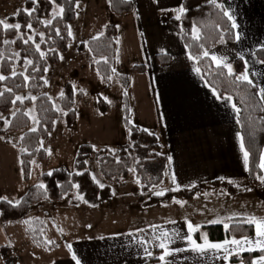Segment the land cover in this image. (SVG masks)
Masks as SVG:
<instances>
[{"label":"crops","instance_id":"obj_1","mask_svg":"<svg viewBox=\"0 0 264 264\" xmlns=\"http://www.w3.org/2000/svg\"><path fill=\"white\" fill-rule=\"evenodd\" d=\"M129 1L133 8L128 14L116 15L109 10L117 30L116 62L121 47L127 56H132L136 52L140 53L142 58L140 62L146 68L142 74H129L126 94L131 120L135 119L134 125L147 129L158 139L160 153L166 157L161 184L166 183L169 191H173L176 184L179 185L178 190L203 187L190 199H182L180 196L174 199L185 201L183 207L171 200L148 206L144 211L156 205L174 203L175 212L184 211L187 214V211L194 207L195 210L187 214L189 217H177L158 223L155 220L164 218L159 216L153 220L149 217L150 215L147 216L141 211L142 218H147L141 220H151L147 225L138 228L143 229L144 232H138V229L101 231L95 237H81L79 240L70 242L81 264H161L158 257L162 254V250L155 246L159 241H154L153 235L158 236L159 229L162 228L169 234L179 231L182 237H186L189 234L188 223L197 227L200 210L209 206L212 210L210 217H206L207 220H210L209 218L229 220V223L236 219L247 221L249 217L264 220V215L255 214L253 204L256 199L253 194H250L254 191L263 195L264 187L260 192V182L258 186H255L248 180V170H245L243 153L240 149L241 132L237 112L231 107L233 102L217 99L213 95L212 89L200 73L194 70L197 68L196 64L189 58L190 55L180 36L166 24L167 19L175 18L176 12L172 10L180 6L182 0H159L158 3L156 0ZM218 3H224L225 7L235 12L240 26L238 31L241 33V41L237 43L233 35V42L219 41L209 52L217 56H228L229 62L233 63L234 60H239L236 53L243 51L245 58L249 61L251 72H264V64L258 63L257 56L251 55L253 50L257 52L260 50V45L264 44V0H225L223 2L218 0ZM161 9L169 11L162 12ZM108 26L103 25L96 36L103 34ZM235 31L237 30H233V34ZM157 56H168L169 63L159 64L156 61ZM239 62L243 72V63L240 60ZM213 64L215 65L214 62ZM252 79L257 85L264 86V76L252 77ZM262 102L264 105V101ZM262 153H264V147L260 155ZM168 156L172 157L171 165L167 160ZM166 172L167 175H165ZM173 173L176 184L172 183ZM261 175H264V172L261 171ZM221 177L224 179H220ZM217 181L227 182L237 190L236 193L230 195L224 188L210 185ZM246 183L249 186H246ZM240 184L244 186L243 189H240ZM113 197L112 194L109 201L113 202ZM118 201L121 205L128 206V200L118 197ZM152 225H157L159 228L153 229ZM253 226V235L248 238L254 241L255 224ZM129 233L132 235L130 236ZM141 239L150 241L146 246L153 253L151 258L144 256L143 249L137 243ZM198 243H203V240L201 239ZM169 247L185 249L167 258L172 261V264H242L232 263L229 258L224 260L222 250H208L204 255L194 253L186 239L177 238ZM228 247L230 251L235 249L234 245ZM34 248L38 249L35 246ZM39 250L43 252L32 256V262L37 259L36 264H75L66 245L59 248L55 244V249L51 251ZM256 251L260 250L257 248ZM247 252L249 251L237 250L233 251L232 255ZM258 257L253 258L252 261Z\"/></svg>","mask_w":264,"mask_h":264},{"label":"trees","instance_id":"obj_2","mask_svg":"<svg viewBox=\"0 0 264 264\" xmlns=\"http://www.w3.org/2000/svg\"><path fill=\"white\" fill-rule=\"evenodd\" d=\"M80 1L82 0H56L57 4L65 8V13L62 18L56 17L52 19L51 25L48 26L40 22L49 18L52 5L48 3V0H40L39 10L33 13L31 18L21 10L20 15H16L17 23L22 25L21 29L25 32H30L26 25L31 22L33 29L38 33L44 34L43 38L35 35L34 44H24L22 40L13 38L11 34H6V31L0 26V75L7 77L6 80L0 81V88L4 87V96L0 97V114H7L14 106L18 108L15 116H12L9 121L8 129L11 131L25 130L22 135L23 140L20 138L18 144L27 149L25 153L20 154V159L24 161L21 167L23 169V178L25 179L28 178L30 158L35 154L40 159L42 158L43 152L40 150L39 144L41 139L51 131L54 118L51 102L45 95L41 94L44 88V81L41 77L44 76V69L49 64L57 63L60 53L67 51L71 42V37L68 35V26L74 20L76 4ZM108 2L109 9L116 15L128 14L133 8L129 0L128 2H125V0H108ZM181 5L188 8L182 19L177 21L175 18H169L166 24L180 36L189 55L193 57L196 67L200 68L201 71L199 73L206 84L211 89L215 88L221 96L230 95L233 98L232 102L240 109L239 113H237V121H239L241 136L244 138L245 149L249 152L248 180L252 185L257 186L259 181L255 179V176L257 174L261 175L258 165L260 153L264 147V105L256 94L258 89L251 88L246 84L234 83L233 77L227 75V69H217L209 57L205 58L202 56L204 50L209 51L220 41L222 33L226 42H233V30L231 33L228 31L230 22L208 1L182 0ZM32 7V4L27 3L25 8L30 9ZM194 25L199 29V39H194L193 37L192 28ZM56 29H59V35H57ZM5 39L15 41V43L5 44ZM116 40V27L109 25L102 35L95 39H90L86 43V47L92 57L97 59L92 67L106 84L110 82L108 77L113 74L112 69L116 63ZM35 43L40 44V52L45 53L44 57L40 56V52L36 48L35 51L31 50V46H34ZM16 47L27 59L33 61V65L26 66L24 75L17 74L13 76L10 75V72L11 66L16 63L18 57L14 56ZM256 56L259 60H262L264 59V52L258 50ZM105 60L107 63H105ZM156 61L162 65L167 64L169 63V57L157 56ZM232 64L234 71L239 74L242 71V65L239 60H234ZM36 68L39 71H36ZM145 71L146 68L142 64L134 65L130 68L131 73L142 74ZM221 71L223 75H217ZM24 76H28L29 79L25 81ZM116 77L123 88L121 124L128 131L129 143L118 150L103 149L99 152L97 157L98 171L107 184L100 187L94 182L87 169V163H85L94 153V148L87 143L80 144L76 149L71 171L64 167H58L51 170V176L48 175L49 172L42 174L40 177L41 184L45 185V187L38 188V185L29 187L18 200V205L16 202L9 204L4 200H0V222L4 224L16 222L25 215L30 207L42 201L51 203L62 202L74 190L77 194L82 195L84 200L88 201V205H95L93 207H96L111 199L110 183L119 178L127 179L130 175L129 169H135V175L140 182L142 193H147L150 187L159 185L162 182L166 157L159 152L157 137L149 135V132L144 131V129L131 122L129 100L126 94L129 76L127 74H117ZM7 89L12 91L8 92ZM23 92H30L36 96L34 104L38 120L36 132L28 130L29 119L22 110V107L26 106L28 101L23 104L12 103L15 97ZM65 94H68V107L71 108L73 105V94L70 87ZM96 106L100 114H106L109 109L107 102L99 94L96 95ZM70 113H74L72 109H69L66 113L67 124L72 123V120L68 118ZM130 130L131 135L129 134ZM156 153H160V155H156ZM77 173H83V175H77ZM146 173L148 175L151 174V179L154 181H147ZM75 183L81 185L79 190L72 187V184ZM210 185L224 188L230 195H234L237 191L224 181L213 182ZM202 187L198 186L191 190L168 191L163 196H151L148 205L168 202L178 196L182 199H190L196 191H201ZM79 203L80 200L76 198L71 200L72 205ZM203 229L211 242L249 237L254 232L253 224H249L242 219L230 222L228 229H225L220 224L207 225ZM43 230L42 222L36 220L35 228L33 230L26 229V235L35 247L51 251L55 249V243H45ZM193 239L197 240V242L201 241L198 231L193 233ZM261 255H264L261 251L241 253L230 256L229 261L232 263L250 264L253 258Z\"/></svg>","mask_w":264,"mask_h":264},{"label":"rangeland","instance_id":"obj_3","mask_svg":"<svg viewBox=\"0 0 264 264\" xmlns=\"http://www.w3.org/2000/svg\"><path fill=\"white\" fill-rule=\"evenodd\" d=\"M27 3L31 4L30 0H0V20H6L8 23L13 24L17 23L14 13L23 10ZM48 19H52L51 15ZM114 21L108 7V0H85L79 3V7L76 6V15L70 24L73 33L70 36L71 42L69 45L71 47L68 45L67 51L60 53L57 63L49 64L46 67L47 71L43 76V81L46 79L48 83L43 82L44 88L41 94L45 95L51 102L54 118L51 131L41 139L42 144L41 141L39 144L40 150L43 152L42 158L40 159L36 154L30 158L29 173L26 179L23 178L21 173L22 167L19 162L21 160V146L18 145L25 130L11 131L8 129L9 123L7 125L4 123L5 119L10 121L13 116L12 113H16L18 108L14 106L7 114H0V137H3V139H0V197H8L12 202H16L29 187L41 184L40 177L42 174L58 167H64L71 171L76 149L80 144L85 143L92 145L94 148V153L87 161V169L91 177L95 176L96 180L94 182L98 186L107 184L98 171L97 157L99 152L103 149L118 150L129 143L128 131L121 124L123 88L116 75L127 74L129 76L131 73L130 67L142 63L140 62L142 59L140 53L136 52L132 56H127L125 50L120 47L118 61L114 67L116 71L110 76L111 79L108 84L93 69L92 65L97 59L92 57L86 43L98 35L103 25H113ZM1 28L3 29L2 26ZM37 33L35 29L30 32L21 29L19 33L15 30L6 31V34H11L13 38L22 40V42L23 39L19 38L21 35L24 39L32 36L33 40H30L29 43L33 44L35 35H39ZM99 36H96V38ZM35 48V45L31 46V50L35 51ZM15 52L20 55L17 57V64L11 66L10 75H12L13 70L17 74H24L27 66L24 61L27 58L19 52L17 47ZM74 85L75 89L73 88ZM69 87L73 94L71 108L68 107V94H65ZM3 91L4 87L0 88V92ZM62 92L63 97H61ZM97 94L108 104L109 109L106 114H100L97 109ZM17 96L25 97L23 101H17L20 104L28 101L26 106L22 107L29 119L28 130L33 127L36 128L38 123H34L32 119V117H35L38 121L34 105L35 100L28 98L36 96L30 92H23ZM69 109H72L74 113L69 114L68 118L72 120V123L67 124L66 113ZM135 121V119L131 120L132 123H135ZM48 150H51V155L48 154ZM31 161H35V163H31ZM151 177V174L146 173L147 181H154ZM137 181L139 180L135 175V171H130L127 179L113 180L110 183L111 192L114 196L113 202L108 200L93 207L80 200L79 204L72 205L71 200L77 196L74 190L62 202L42 201L30 207L25 215L16 222L7 224L0 222V258H2L0 264L37 263V259L32 262V256L43 251L34 248V244L26 235V229L33 230L35 228L36 220H40L43 224L44 240L54 241L59 248H62L63 245L67 246L70 242L79 240L81 237H95L101 231H132L147 225L151 220H141L147 219L142 218L141 211L146 213L147 216L150 215L149 217L153 220L159 216L163 217L164 219L155 220L161 223L177 217H189L187 214L195 210L194 207H191L187 214L184 211L175 212L176 207L174 203H171L156 205L144 212L145 208L154 205L153 203L148 205V202H150L151 196H156L155 191L164 190L167 193L169 188L166 183H160L155 187H150L147 193H142L140 182ZM247 184L246 186H249ZM263 187L264 184L260 183V192ZM243 188L244 186L240 184V189ZM250 194H253L256 199L253 204L255 214L264 215V194H258L254 191H251ZM118 197L128 200V206L121 205ZM211 210V206L200 210L196 227L200 237L206 235V231L203 229L204 226L224 225L225 223L229 225V220H218L219 223H212L214 221L212 218L207 220L206 217H210ZM204 212H208V214H203ZM24 221L29 223H24Z\"/></svg>","mask_w":264,"mask_h":264},{"label":"snow or ice","instance_id":"obj_4","mask_svg":"<svg viewBox=\"0 0 264 264\" xmlns=\"http://www.w3.org/2000/svg\"><path fill=\"white\" fill-rule=\"evenodd\" d=\"M31 4L33 5L32 8L28 9L25 8L23 9L24 13L31 18L33 16V13L37 12L39 10V2L40 0H30ZM125 2H128V0H125ZM156 2L158 3L159 0H156ZM48 3L50 5H52V10H51V17L52 19H55L56 17H63L64 13H65V8L60 6L59 4H57L56 0H48ZM208 3L211 4L215 9H218L224 17L227 18V20L230 22V28H229V32L231 33L232 30H237L234 32V39L237 43H239L241 41V33L240 31H238V29L240 28L239 24L237 23V18H236V14L235 12L228 7H225L224 3H218V0H208ZM77 7H79V3L77 2ZM162 12H167L169 11L168 9H161ZM172 11L176 12L175 15V19L177 21H180L182 19V17L185 15V13L188 11V8H186L183 5L178 6L176 9H173ZM14 15H20V11H17L16 13H14ZM52 19H45V20H41L40 22L45 24L46 26L51 25L52 23ZM0 26L3 27V29L5 31L8 30H15L17 33L20 32L22 25L20 23H8L6 20H0ZM28 30H32L33 29V25L31 22H28L26 25ZM56 33L57 35H59V29H56ZM192 33H193V37L194 39H199V29L194 25L192 28ZM39 36L41 38H43V33H38ZM68 35L72 36L73 33L71 31V26H68ZM102 35V34H101ZM20 39H23L24 44H28L30 40H33L32 36H28L27 39H24V37L21 35L19 37ZM96 37H94L95 39ZM220 42L221 43H225V37L224 34L222 33L220 36ZM5 44H9V43H15V41H9L7 39L4 40ZM36 50L38 52H40V44L36 43L35 44ZM69 47H71V45H69ZM260 51L264 52V44L260 45ZM19 53H14V56H19ZM238 59L243 63V72L237 74L234 71L233 68V64L229 62V58L228 56H217L214 53H210L208 50H204L202 53V56L205 58L210 57L211 61H213L216 65L217 69H227V75L229 77H233V82L236 83H242V84H246L247 86L251 87V88H258V92L256 93L260 99L262 101H264V86H259L257 85L254 80L252 79V77H261L264 76V72H251L250 68H249V61L245 58V54L243 51L237 52L236 53ZM252 56H256L257 52L255 50H253V52L251 53ZM40 56L44 57L45 53L44 52H40ZM190 59H193V57H191V55L189 56ZM61 59H63V57H61ZM24 63L26 65H33V61L29 60V59H25ZM105 63H107V61L105 60ZM258 63L260 64H264V59L259 60ZM36 71H39L38 68L35 69ZM197 73H199L201 70L200 68H195L194 69ZM44 71H47V69L45 68ZM115 68L112 69V72L115 73ZM12 75L15 76L17 75V73L15 72V70H13ZM20 75H24L23 73H20ZM217 75H223V72H219L217 73ZM43 79V77H41ZM7 77L0 75V81L6 80ZM29 79L28 76H24V80L27 81ZM108 79H111V77L109 76ZM44 83L47 84L48 81L45 79ZM73 88L75 89V85L73 86ZM8 92H11V89H7ZM83 91V90H81ZM213 95L216 96L217 99H224L227 100L229 102L232 101V97L229 96H221L218 91L213 88ZM63 92L61 93V97H63ZM4 93L0 92V97H3ZM31 100H35L36 97L34 96H30L28 97ZM23 99H25V97L22 96H16L15 99L12 101L13 104H15L17 101H23ZM231 107L233 108L234 111H236L237 113H239L240 109L237 108L235 103L231 104ZM15 112L12 113L13 116H15ZM34 123H38V121H36L35 117H32ZM239 122V121H238ZM4 123L7 125L8 123H10L7 119L4 120ZM31 132H36L37 128L33 127L30 129ZM144 131L148 132L147 129H144ZM50 134V133H49ZM129 134L131 135V130L129 132ZM149 135H154L153 133L149 132ZM0 139H3V137H0ZM240 139V149L241 152L243 153V159H244V166H245V170H248V166H249V152L245 149V143H244V138L242 136L239 137ZM21 140H23V137H21ZM42 144V141H41ZM13 147H15V145H13ZM21 153H25L27 151L26 148L21 147L20 149ZM48 154L51 155V150H48ZM156 155H160V153H156ZM167 160L169 162V165H171L172 163V157L168 156ZM21 165L24 164L23 160L19 161ZM31 163H35V161H31ZM85 163H87V161H85ZM258 167L260 168V170L262 172H264V153H262L260 155V162ZM87 171V170H85ZM129 171H135V169H129ZM21 173L23 174V169L21 168ZM168 173L166 172L165 175H167ZM49 176L52 175V172L50 171L48 173ZM77 175H83V173H77ZM92 179L95 181L96 178L95 176L92 177ZM172 179V183L176 184V177L175 174L173 173L171 176ZM220 179H224L223 177H221ZM255 179L260 181L261 184H264V175H260L257 174L255 176ZM97 183H99L98 181H96ZM139 183V181H137ZM229 183H234V181H229ZM101 187H103V185H100ZM38 188H44L45 185L40 184L37 186ZM72 187L76 188V189H80L81 185L79 183H75L72 184ZM153 187H155V185H153ZM179 185L176 184V187L173 188L172 190H178ZM249 190L250 189H246ZM156 196H163L165 195V191L164 190H159V191H155L154 193ZM0 199H3L4 201H6L9 204H12V201L8 198V197H0ZM76 199L78 200H83L84 203H88V201L84 200V197L82 195L77 194ZM176 204H179L181 207H183L184 203H186L185 201H179V200H174L173 201ZM16 204H19V201H16ZM95 206V205H92ZM230 219V218H229ZM220 221L218 220H214L212 221V223H219ZM247 222L249 224H255V229H256V237L253 241V239H250L248 237H243L242 239H235L232 238L231 240L229 239H225L222 242H210L207 238L206 235L202 236L201 239L203 240V243H198L197 240L193 239L192 233L195 232L197 230L196 227H194L190 222L188 223L187 227H188V235L186 237H182L179 231H174L171 234H169V232L163 230L162 228L159 229V235H153V240L154 241H159L158 244H156V247H159L162 250V254L159 255L158 260L161 262V264H172V261L168 260V257H172L174 255V253H180L185 251V249L183 248H175V249H170L169 245L172 243H175L177 238L180 239H186L187 243L190 245L191 251L194 253H199V254H206L208 252V250H216V251H223L224 252V256L223 259L224 260H228L229 256L232 255L233 251H256L257 248L264 253V220H257L255 217H249L247 219ZM24 223H29L28 221H24ZM170 223H175V221H170ZM225 229L229 228V225L227 223H225L224 225ZM90 227V226H89ZM153 229H157L159 228V226L157 225H152ZM63 230L61 229V232ZM138 232H144L143 229H138ZM129 235L131 236L132 234L129 233ZM150 241L146 240V239H141L139 241H137V243L141 246V248L143 249V253L144 256L146 258H151L153 256L152 251L146 246ZM45 243H54V241H50V240H46ZM253 244L255 246H253ZM229 245H234L235 249H232L230 251L229 249ZM247 246V247H245ZM67 249L68 251L71 253V258L72 260L75 262V264H81V260L78 259L76 253L73 251V246L71 243L67 244ZM2 259V258H0ZM251 264H264V255L259 256L257 259H254Z\"/></svg>","mask_w":264,"mask_h":264}]
</instances>
